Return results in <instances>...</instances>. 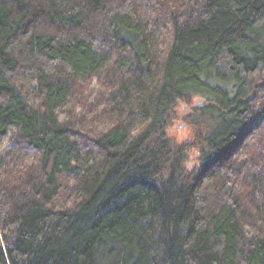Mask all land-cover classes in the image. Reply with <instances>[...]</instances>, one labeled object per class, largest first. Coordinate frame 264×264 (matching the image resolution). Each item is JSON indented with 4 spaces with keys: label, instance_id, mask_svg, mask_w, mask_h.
I'll list each match as a JSON object with an SVG mask.
<instances>
[{
    "label": "trees",
    "instance_id": "16d2710c",
    "mask_svg": "<svg viewBox=\"0 0 264 264\" xmlns=\"http://www.w3.org/2000/svg\"><path fill=\"white\" fill-rule=\"evenodd\" d=\"M0 264H264V0H0Z\"/></svg>",
    "mask_w": 264,
    "mask_h": 264
},
{
    "label": "rangeland",
    "instance_id": "374dc122",
    "mask_svg": "<svg viewBox=\"0 0 264 264\" xmlns=\"http://www.w3.org/2000/svg\"><path fill=\"white\" fill-rule=\"evenodd\" d=\"M79 101V99H78ZM206 102L205 98L202 97H194L191 103H186V102H181L179 103L177 109L175 110V113L170 119L169 126H168V134L173 138L175 142L178 143H186L194 138V130L193 127H190L188 123H186L183 120V117L187 114L190 113V107L191 105L193 106H198L201 102ZM205 103L202 105L204 106ZM79 117V112H76L75 115V122L77 118ZM87 120V119H86ZM3 151L2 153H4ZM197 162V156H196V151L195 149H191L189 152V163L188 167L193 168L196 166Z\"/></svg>",
    "mask_w": 264,
    "mask_h": 264
},
{
    "label": "water",
    "instance_id": "95a60500",
    "mask_svg": "<svg viewBox=\"0 0 264 264\" xmlns=\"http://www.w3.org/2000/svg\"><path fill=\"white\" fill-rule=\"evenodd\" d=\"M204 102L202 101L201 104H203Z\"/></svg>",
    "mask_w": 264,
    "mask_h": 264
}]
</instances>
